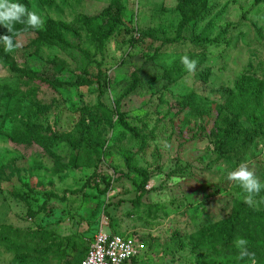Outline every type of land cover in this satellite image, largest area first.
Masks as SVG:
<instances>
[{"label":"rangeland","instance_id":"obj_1","mask_svg":"<svg viewBox=\"0 0 264 264\" xmlns=\"http://www.w3.org/2000/svg\"><path fill=\"white\" fill-rule=\"evenodd\" d=\"M19 2L45 23L16 25L14 53L0 46V264H80L102 226L152 238L142 264H250L235 241L249 252L264 242V192L248 203L227 174L244 164L264 183V0H208L186 25L184 0ZM50 22L74 38L45 41ZM135 74L120 111L148 137L142 152L115 117ZM141 168L150 190L135 205ZM92 178L115 180V190L100 195ZM239 208L248 214L236 217ZM217 226L228 241L213 235Z\"/></svg>","mask_w":264,"mask_h":264},{"label":"trees","instance_id":"obj_2","mask_svg":"<svg viewBox=\"0 0 264 264\" xmlns=\"http://www.w3.org/2000/svg\"><path fill=\"white\" fill-rule=\"evenodd\" d=\"M185 1V7H186V11H187V19H186V22H185V25L188 23V22H192L198 18L201 17L202 13L205 12V10H207V7H208V0H184ZM196 8H195V7ZM118 24H119V19H114L112 22H111V27L109 28L108 31H105L104 33V37L103 39L101 40V43L104 44L105 42H107L109 40L110 37H112L114 35V33L116 32V29L118 27ZM48 29L45 33H42L41 36H43L44 40L45 41H55L56 39V36L55 34H59L60 37H63V36H67V37H71V38H74V35L76 34V32L71 29L68 25L64 24V23H59V22H50L49 25L47 26ZM61 39V38H59ZM193 40V41H192ZM172 43H178V42H182V41H179V40H171ZM195 46H203L204 44H208V43H212L210 40H206V39H200V38H192L191 41ZM213 43H216V41H214ZM185 45V44H184ZM208 60L205 61V64ZM166 72V71H164ZM166 77V74L164 73L163 74V78ZM99 83H102L101 79L99 80ZM140 84V81L137 77V75H133V85L130 86L127 91H125V93L119 97L117 100H116V104H117V110L115 112V117H117V120L118 122L120 123V125L126 129V131L130 134L131 137H133L137 143H139V151L142 152L144 150V147L146 146V143H147V139L148 137L144 134H142L141 132H139L138 128H136L135 126H133L132 124L129 123V121L127 120V117L126 115L120 111V106H121V103H122V100L124 99V97H126L128 94L130 93H133L134 90L137 89V87L139 86ZM239 88L240 90L242 91L243 93V88H244V84L241 83L239 84ZM147 92V91H145ZM238 101H236L237 103ZM240 105H241V108L244 109V104L241 102H238ZM257 114L255 113H252V119L251 120H254L256 118ZM249 117V116H248ZM256 120V119H255ZM259 123V122H258ZM51 129L50 128H47V132H50ZM54 139V138H53ZM45 140H41L39 143L40 144H43ZM84 144H80V147L83 148ZM224 146V141H221L220 144H219V147L221 149V157H224V156H227L228 155V150H222ZM45 148V147H44ZM45 150L47 151L48 154L50 155H53L54 153L45 148ZM62 159H58V161H61ZM217 161V160H216ZM63 167V166H62ZM129 167L132 168V165L130 164ZM64 169H67L66 167H63ZM98 170H95V172L97 173ZM136 172H138L142 177H143V180L141 182V184L139 185V190H138V193H137V197L135 198V200L132 202L133 204H137V205H140L142 202H143V199L144 197L146 196V194L148 193L149 190H147V185L149 183V180H150V177H151V174L150 172L147 170V169H144V168H141V169H136L135 170ZM100 178V177H99ZM103 181H106V184L102 183L99 179V182H98V179H95V178H92L91 180V184L92 185H88L89 187L90 186H93L95 188V190H97V193H99L100 195L102 196H105L107 195L109 192L111 193L112 191L115 190L114 188V183H115V180H109L107 181L106 178H102ZM101 185H105V188L104 190L102 189V186ZM107 208V207H106ZM105 208V209H106ZM107 217H104L102 218L103 219H108L109 222L111 221V219H113L112 217L109 218L110 214L107 213V211L105 210V212ZM247 211L246 210H243L241 208L238 209V211H236L235 215L236 217H238L240 214H246ZM248 214V213H247ZM99 215V214H98ZM110 224V223H109ZM235 224V223H234ZM119 227V225H118ZM224 227V226H223ZM259 227L263 228L264 229V224L263 222L259 225ZM258 227V228H259ZM120 228V227H119ZM225 228V227H224ZM118 229V228H116ZM220 231V228L219 226H217V229L213 230L214 234L217 238L218 237H221L224 239V241H228ZM210 231H208L209 233ZM116 233V232H115ZM207 231L206 229H202L198 234L200 236H203L205 237L207 234ZM139 239V238H138ZM148 239H152V238H147V239H142V242H145L147 244H149V249H153L156 245L152 242V243H148ZM140 240V239H139ZM153 240V239H152ZM196 244V243H195ZM197 247L198 244H196ZM262 246H264V242L261 243L259 242L258 240H256V238L252 241V243L250 244V253H254L255 255V260H256V264H264V253L263 254H255V250H258V248L260 249V251L262 250L263 251V248ZM151 247V248H150ZM40 248H37V250H39ZM90 250V247L86 253V255L84 256V258L80 261V264H82V262L85 260V258L87 257L88 255V252ZM148 251V249H147ZM146 251V252H147ZM145 252V253H146ZM264 252V251H263ZM144 259H146V256L145 255H138L136 256L133 261L131 262V264H142V262L144 261Z\"/></svg>","mask_w":264,"mask_h":264},{"label":"clouds","instance_id":"obj_3","mask_svg":"<svg viewBox=\"0 0 264 264\" xmlns=\"http://www.w3.org/2000/svg\"><path fill=\"white\" fill-rule=\"evenodd\" d=\"M44 23L45 21L38 11L29 10L19 0H0V26L5 27L8 32V34L0 35V46H3L5 53H14L21 46L14 40L16 25H24L25 28L40 30L43 29ZM180 62L188 73L197 71L198 61L196 59L183 55L180 57ZM227 178L246 193L245 200L248 203H252L256 196L264 192V183L244 164H241L236 170L228 172ZM235 245L241 258L248 257L250 264H256L255 255L248 251V242L245 239L237 238ZM113 264H116L115 260Z\"/></svg>","mask_w":264,"mask_h":264},{"label":"built area","instance_id":"obj_4","mask_svg":"<svg viewBox=\"0 0 264 264\" xmlns=\"http://www.w3.org/2000/svg\"><path fill=\"white\" fill-rule=\"evenodd\" d=\"M144 247V243L107 232L102 226L82 264H113L114 260L116 264H131Z\"/></svg>","mask_w":264,"mask_h":264}]
</instances>
